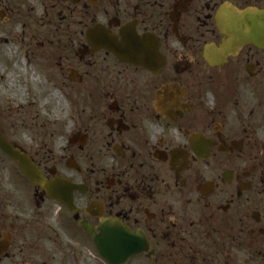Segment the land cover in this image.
<instances>
[{
    "label": "flooded vegetation",
    "instance_id": "obj_1",
    "mask_svg": "<svg viewBox=\"0 0 264 264\" xmlns=\"http://www.w3.org/2000/svg\"><path fill=\"white\" fill-rule=\"evenodd\" d=\"M0 20L27 100L68 102L33 145L0 103L48 185L0 148V264H264V0H0Z\"/></svg>",
    "mask_w": 264,
    "mask_h": 264
},
{
    "label": "rangeland",
    "instance_id": "obj_2",
    "mask_svg": "<svg viewBox=\"0 0 264 264\" xmlns=\"http://www.w3.org/2000/svg\"><path fill=\"white\" fill-rule=\"evenodd\" d=\"M2 20V19H1ZM0 20V103L4 107H14L13 114L6 111L8 117L15 116L16 105H24L19 115V133L21 135L20 140L22 144L33 145L38 142L39 136L37 132L36 124L44 122L45 119H49L48 123L52 124L57 120L55 125L56 129H59L62 122L58 121L65 117V110L68 107V102L65 95L58 88L54 89L53 99L46 101L44 104L38 105L37 102L27 100L29 93L27 87L24 86L28 83L25 73V67L21 66L20 61L23 59L21 54V48H19L15 42L16 39L11 37L14 41L4 42L2 39L7 37L6 32L8 27L2 24ZM17 28L13 32H16ZM10 48L12 51H10ZM7 58L8 62L3 64L4 59ZM15 63V64H14ZM36 77V75H35ZM23 82V84H20ZM36 82V81H34ZM30 86L32 82H29ZM34 89V88H33ZM37 90V89H36ZM17 99V100H15ZM53 102V103H52ZM29 103L27 106L26 104ZM28 111V112H27ZM26 124V127L23 126ZM14 173H18L13 171ZM12 176H14L12 174Z\"/></svg>",
    "mask_w": 264,
    "mask_h": 264
},
{
    "label": "water",
    "instance_id": "obj_3",
    "mask_svg": "<svg viewBox=\"0 0 264 264\" xmlns=\"http://www.w3.org/2000/svg\"><path fill=\"white\" fill-rule=\"evenodd\" d=\"M249 19H257L260 14L254 12H247L244 14ZM0 147L7 152L11 157L17 160L21 166V169L25 172V174L30 177L35 183L45 185V179L43 178L39 169L33 164L31 159L19 149H16L9 141L2 135L0 132ZM111 253V252H109ZM104 257L107 258L111 264H116L112 260V255L110 257L109 254L103 253ZM128 258L124 257L122 261L118 264H122Z\"/></svg>",
    "mask_w": 264,
    "mask_h": 264
}]
</instances>
